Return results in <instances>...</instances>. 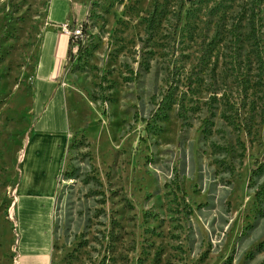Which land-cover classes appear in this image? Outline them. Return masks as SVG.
<instances>
[{
    "label": "rangeland",
    "instance_id": "1",
    "mask_svg": "<svg viewBox=\"0 0 264 264\" xmlns=\"http://www.w3.org/2000/svg\"><path fill=\"white\" fill-rule=\"evenodd\" d=\"M47 2L0 0V264H14L8 214ZM83 2L82 48L53 78L66 121L51 264H264V0ZM31 140L46 175L56 143Z\"/></svg>",
    "mask_w": 264,
    "mask_h": 264
},
{
    "label": "crops",
    "instance_id": "2",
    "mask_svg": "<svg viewBox=\"0 0 264 264\" xmlns=\"http://www.w3.org/2000/svg\"><path fill=\"white\" fill-rule=\"evenodd\" d=\"M73 3L74 0H48L45 9L46 23L41 30L32 75L33 96L30 110L35 118L29 128L31 134L26 136L17 162L20 166H17V173L21 177L19 176L13 190L12 219L18 235L13 248L16 264H51V198L55 174L62 156L61 144L66 121L64 98L53 78L60 74L58 67L64 62L67 50V37L59 30L58 25L62 21L70 24L79 21H75ZM86 9L87 2L85 11ZM52 122L57 125L56 128ZM47 133L56 143L57 150L52 156L53 166L44 175L45 168L39 164L40 159L36 156L37 151L31 136ZM44 162L49 164L48 159ZM31 173H35L36 178H32ZM38 175L45 178L42 180Z\"/></svg>",
    "mask_w": 264,
    "mask_h": 264
},
{
    "label": "trees",
    "instance_id": "3",
    "mask_svg": "<svg viewBox=\"0 0 264 264\" xmlns=\"http://www.w3.org/2000/svg\"><path fill=\"white\" fill-rule=\"evenodd\" d=\"M84 22H85V20H82L80 22V28L81 29L83 28ZM81 45H82L81 41L77 40V45H76L77 49L82 48ZM69 47H70L69 40H67L66 55H68V51L70 50ZM160 95H161V97L159 98V100L157 102H155V101L153 102L157 106L155 111L151 113V116L153 117V119H159V118L163 119L166 116V110L169 109V105L173 102V101H171V95H170V91H169V86H167L162 91V93ZM186 110H187V107L184 104L182 98H179V100L176 103L175 112H176V116H177V118L179 119V122H180L179 123V128H181V129H184V127L187 126V122H186L187 111ZM160 114H161V116H160ZM87 159H88V162H89V160H90L89 156H87ZM60 161H61V158H60ZM72 167L73 168H72L71 172L67 173V178L72 176L73 173L77 170L76 167H74V166H72ZM89 167H90L91 170L93 169L91 164H89ZM262 168H264V164L259 166V169H262ZM263 187H264V184H260L258 186V188H263ZM262 244H264V240L259 243V245H262Z\"/></svg>",
    "mask_w": 264,
    "mask_h": 264
},
{
    "label": "built area",
    "instance_id": "4",
    "mask_svg": "<svg viewBox=\"0 0 264 264\" xmlns=\"http://www.w3.org/2000/svg\"><path fill=\"white\" fill-rule=\"evenodd\" d=\"M59 30H61L67 37V40H69V45H70V51L72 54L75 53L76 51V45H77V40H82V29L80 28V22L70 24L67 21H62L58 25ZM9 221L12 223V230L15 227V223L11 217L10 214H8ZM16 243V240L14 239V244ZM12 261L14 264H16L17 260H15V257H12Z\"/></svg>",
    "mask_w": 264,
    "mask_h": 264
}]
</instances>
